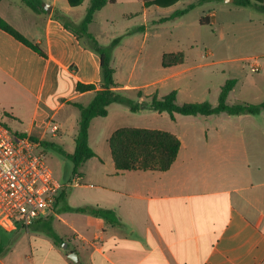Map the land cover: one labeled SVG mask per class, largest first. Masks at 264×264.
Listing matches in <instances>:
<instances>
[{
  "label": "crops",
  "instance_id": "1",
  "mask_svg": "<svg viewBox=\"0 0 264 264\" xmlns=\"http://www.w3.org/2000/svg\"><path fill=\"white\" fill-rule=\"evenodd\" d=\"M41 1L44 12L34 11L22 0L0 1V17L45 54L0 28V110L12 117L14 108L26 110L30 128L19 133H37L38 140L73 145L72 154L80 121L74 103L88 106L101 89L100 57L84 47L55 15L62 13L78 23L91 0H83L77 7H71L68 0ZM131 1L116 0L114 4ZM136 1L138 12L125 16L141 15L147 35L150 26H157L152 24L156 9L162 8H146L144 0ZM204 4L209 8L202 17L208 16L209 25H216L221 34L225 17L247 15L254 51L235 59L233 92L242 83L239 77L246 72L255 74L248 81L249 92L263 102L264 12L230 0ZM109 5L113 4L96 12L94 21ZM93 23L90 33L102 45L108 44L94 33ZM140 59L138 52L136 62ZM253 60L260 66L257 73L249 68ZM112 66L118 93L137 96L141 92L139 101H143V90L159 84L160 80L143 84L133 83L131 78L120 81L114 58ZM79 83L93 84L96 89L79 92ZM153 95L158 96L156 92L147 96ZM114 105L104 118L113 108L120 110ZM241 116L247 117V126L233 123L232 127H213L212 132L206 129L204 139L190 147L180 140L178 158L165 172H120L111 152L106 156L95 152L96 157L71 178H57L64 187L55 205L32 225L11 230L0 226V264H264V111ZM51 121L60 126L55 137L49 130ZM90 129L89 145L94 150ZM86 206L112 210L119 222L74 211ZM73 252L78 262L70 259Z\"/></svg>",
  "mask_w": 264,
  "mask_h": 264
},
{
  "label": "rangeland",
  "instance_id": "2",
  "mask_svg": "<svg viewBox=\"0 0 264 264\" xmlns=\"http://www.w3.org/2000/svg\"><path fill=\"white\" fill-rule=\"evenodd\" d=\"M192 0H183L170 8L156 9L152 20L169 17L175 10L184 9ZM140 8L136 0L128 4L120 2L107 6L95 19L92 29L109 46L111 42L121 37L118 47L112 50V58L116 60L117 75L120 81L131 78L133 83L143 84L151 80H160L159 84L149 90H143L144 99L147 100L149 92H156L161 98L172 91L177 92L178 102H210L218 104L222 86L230 79L237 76L232 69L235 59L248 57L254 51L249 42V28L247 15L234 13L229 18L225 17V32L214 24L201 25L199 19L205 15L209 5L197 6L188 14L157 26H150L148 34L130 32L145 24L143 17L137 15L127 18L125 14L136 13ZM83 20V19H82ZM81 20V21H82ZM80 21V22H81ZM78 22V23H80ZM233 32H236L234 36ZM183 52L184 62L165 68L161 60L164 53ZM140 52L141 59L136 62ZM147 68V69H146ZM251 71V70H250ZM251 73H254L251 71ZM173 74H176L173 76ZM252 75L246 72L244 77H239L241 84L229 94L230 104L260 103V97L249 92L248 81ZM237 82V81H236ZM236 86V85H235ZM235 88V87H234ZM131 99L139 100L136 95H127ZM8 104V102H5ZM108 118L94 120L90 129V142L94 151L102 156L110 155L108 140L112 132L122 127H140L159 129L176 134L182 142L190 147L203 140L206 129L212 132L213 127L235 125L247 126V117L241 116H182L176 115L172 119L169 114L151 110L132 113L121 104H115ZM7 113V112H6ZM4 113V115H6ZM14 117L3 116L7 126L18 132H27L30 128L31 117L26 110L13 109ZM125 113V115H122ZM34 138H39L34 133ZM49 143L42 147L46 162L56 178L64 180L71 178L74 163L69 158L61 155L56 149L59 147L65 153L73 151L72 147L60 145L58 140H40ZM55 145L52 147V145Z\"/></svg>",
  "mask_w": 264,
  "mask_h": 264
},
{
  "label": "trees",
  "instance_id": "3",
  "mask_svg": "<svg viewBox=\"0 0 264 264\" xmlns=\"http://www.w3.org/2000/svg\"><path fill=\"white\" fill-rule=\"evenodd\" d=\"M22 1L34 11L44 12L41 0ZM180 1L182 0H144V6L146 8L150 6L169 8ZM208 1L210 0H197L190 3L184 9L175 10V12L169 17L161 18L152 24L159 25L167 21L178 19L191 12L197 6L203 5ZM82 2L83 0H68L71 7L80 6ZM114 3H116V0H91L86 14L80 23H75L68 16L62 13H57L55 15L56 19L63 25V27L72 32L84 47L93 51L100 57L101 89L96 92L94 99L88 106L74 103V105L80 110L79 131L75 140V150L72 154H68L59 147L56 149L61 155L73 161L74 173H77L87 161L96 157L95 151L89 145L90 125L92 120L95 118L106 117L108 115V107L111 104L124 105L132 113H138L143 110H151L159 114L167 113L172 119H175L176 115L218 116L225 114L229 116H239L259 115L262 111H264V101L258 104H230L228 102V96L236 85L235 79L228 80L222 86L219 101L216 105L207 101L180 104L178 102L176 91H172L161 98L156 95L148 96L147 100L143 101L134 100L127 95L116 92L114 89L117 87V83L114 79L115 70L112 66V50L120 44L121 37L115 38L109 46H104L89 31V26L94 22L96 12L100 11L106 5ZM234 4L245 8H256L264 12V0H234ZM199 22L201 25H209L211 23L208 16L202 17ZM0 28L10 33L16 39L20 40L42 56H45L43 50L39 46L24 38L1 17ZM146 28L147 27L145 25H141L132 30L130 34L137 32L144 33ZM183 62V52L165 53L162 57V66L165 68L182 64ZM95 89L96 86L93 84L86 85L79 83L77 85V90L79 92H87ZM137 96L138 98H141L142 93L138 92ZM4 113L6 112L0 110L1 122L16 136L25 137V133L15 132L7 126L3 116H12L8 113L4 115ZM32 139L37 140V138L34 137H32ZM48 145V142L41 141L42 147H47ZM54 146L55 145L53 144L52 147ZM109 148L115 162L116 169L120 172H165L169 170L177 160L181 149V141L176 135L163 130L123 127L113 132L109 139ZM74 211L99 216L107 219L113 224H117L119 222L116 214L112 210L86 206L74 209ZM55 238L57 241V237Z\"/></svg>",
  "mask_w": 264,
  "mask_h": 264
},
{
  "label": "built area",
  "instance_id": "4",
  "mask_svg": "<svg viewBox=\"0 0 264 264\" xmlns=\"http://www.w3.org/2000/svg\"><path fill=\"white\" fill-rule=\"evenodd\" d=\"M249 68L254 73L260 70L255 60L249 61ZM49 130L55 137L60 126L51 121ZM41 148L40 140L16 136L0 120V226L4 229L28 228L53 208L64 187Z\"/></svg>",
  "mask_w": 264,
  "mask_h": 264
},
{
  "label": "water",
  "instance_id": "5",
  "mask_svg": "<svg viewBox=\"0 0 264 264\" xmlns=\"http://www.w3.org/2000/svg\"><path fill=\"white\" fill-rule=\"evenodd\" d=\"M231 2H234V0H230ZM47 11H49L50 9L45 8ZM70 259H72L75 262H78V255L77 253L73 252L72 254L69 255Z\"/></svg>",
  "mask_w": 264,
  "mask_h": 264
}]
</instances>
